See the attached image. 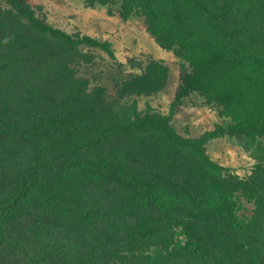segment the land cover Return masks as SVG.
Returning <instances> with one entry per match:
<instances>
[{
    "label": "trees",
    "instance_id": "obj_1",
    "mask_svg": "<svg viewBox=\"0 0 264 264\" xmlns=\"http://www.w3.org/2000/svg\"><path fill=\"white\" fill-rule=\"evenodd\" d=\"M2 1L0 264H264V0H85L174 53L166 110L139 103L168 86L162 59L130 58L109 86L78 66L111 41ZM188 101L222 122L182 135ZM225 136L254 152L247 174L208 152Z\"/></svg>",
    "mask_w": 264,
    "mask_h": 264
},
{
    "label": "rangeland",
    "instance_id": "obj_2",
    "mask_svg": "<svg viewBox=\"0 0 264 264\" xmlns=\"http://www.w3.org/2000/svg\"><path fill=\"white\" fill-rule=\"evenodd\" d=\"M37 13L52 25L72 34H89L112 43L115 55L101 48H91L96 54L95 62L78 66L80 73L104 77V82L112 84L111 79L121 70L133 71L130 58L148 60L162 59L170 67V81L161 92L139 97L140 107L150 103L159 110L168 109L179 83V65L172 51L160 47L147 31L139 16L122 18L116 10L110 12L102 5H88L85 0H28ZM3 5L4 2L0 0ZM86 48V47H85ZM135 70V69H134ZM191 100H195L194 97ZM222 122L216 109L210 106L195 105L188 101L179 106L172 119L176 130L185 136H199L206 130ZM243 140L228 136L216 137L208 145V152L217 161L234 167L239 173L247 174L255 162L253 151H247ZM252 207V203L247 204Z\"/></svg>",
    "mask_w": 264,
    "mask_h": 264
}]
</instances>
